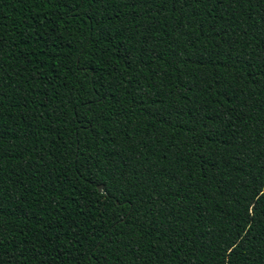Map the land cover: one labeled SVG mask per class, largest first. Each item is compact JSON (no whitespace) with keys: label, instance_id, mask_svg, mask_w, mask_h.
Instances as JSON below:
<instances>
[{"label":"trees","instance_id":"trees-1","mask_svg":"<svg viewBox=\"0 0 264 264\" xmlns=\"http://www.w3.org/2000/svg\"><path fill=\"white\" fill-rule=\"evenodd\" d=\"M0 264H264V0H0Z\"/></svg>","mask_w":264,"mask_h":264},{"label":"water","instance_id":"water-1","mask_svg":"<svg viewBox=\"0 0 264 264\" xmlns=\"http://www.w3.org/2000/svg\"><path fill=\"white\" fill-rule=\"evenodd\" d=\"M97 188H98L99 191H103V185L102 184H98Z\"/></svg>","mask_w":264,"mask_h":264}]
</instances>
